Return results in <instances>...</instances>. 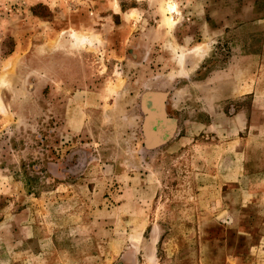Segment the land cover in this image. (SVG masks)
<instances>
[{
  "label": "rangeland",
  "instance_id": "374dc122",
  "mask_svg": "<svg viewBox=\"0 0 264 264\" xmlns=\"http://www.w3.org/2000/svg\"><path fill=\"white\" fill-rule=\"evenodd\" d=\"M0 264H264V0H0Z\"/></svg>",
  "mask_w": 264,
  "mask_h": 264
},
{
  "label": "bare ground",
  "instance_id": "6f19581e",
  "mask_svg": "<svg viewBox=\"0 0 264 264\" xmlns=\"http://www.w3.org/2000/svg\"><path fill=\"white\" fill-rule=\"evenodd\" d=\"M168 20H169V19H168ZM168 20H167V21H168Z\"/></svg>",
  "mask_w": 264,
  "mask_h": 264
}]
</instances>
